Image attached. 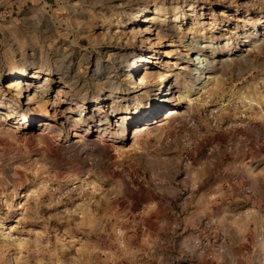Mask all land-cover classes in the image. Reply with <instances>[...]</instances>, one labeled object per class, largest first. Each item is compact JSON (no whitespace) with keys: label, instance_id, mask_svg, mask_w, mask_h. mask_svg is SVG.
<instances>
[{"label":"rangeland","instance_id":"374dc122","mask_svg":"<svg viewBox=\"0 0 264 264\" xmlns=\"http://www.w3.org/2000/svg\"><path fill=\"white\" fill-rule=\"evenodd\" d=\"M0 8V264H264V0ZM206 50L222 60L197 83ZM145 62L140 87L130 69ZM25 70L46 93L14 109ZM175 77L184 101L167 121L155 96ZM63 87L59 108L79 106L62 124L49 100Z\"/></svg>","mask_w":264,"mask_h":264},{"label":"bare ground","instance_id":"6f19581e","mask_svg":"<svg viewBox=\"0 0 264 264\" xmlns=\"http://www.w3.org/2000/svg\"><path fill=\"white\" fill-rule=\"evenodd\" d=\"M153 17H151L150 15H146L144 17V20L146 21V23L144 24V28L143 31L147 32V33H151L155 28L152 27V25L149 24V22L151 21ZM156 34L159 35L158 30L156 31ZM209 47V46H208ZM201 51V50H200ZM197 52V51H196ZM199 52V51H198ZM219 54H216V52H209V51H203V52H199L196 53V55L192 56V59H194L196 61V68L198 69L199 72V77L197 78V83H200L202 81V77L207 78L206 81H208L211 78H214V75L212 73H209L208 76H203L202 73H204V71L206 70H210L214 65L218 64L221 62V58H219ZM142 65H146L144 67V69L140 72V67L141 65H134V67L132 69H130L131 72H136L137 74H141L137 77L138 82L140 87H144L145 83H146V78L148 77V72H147V68H149L148 63L145 62V64ZM38 76V75H37ZM169 73L166 74V78H168ZM12 77L15 78L13 79V82L8 86V93H5L8 96V100H5L4 102L7 101V103L13 102L14 106L13 108L16 109L17 107L22 106V104H29L32 99L34 97H41L43 96V94H45V85H47V83L45 81L43 82H38L36 84L35 82V77H30V79H28V75H27V71H22V72H15L12 74ZM24 78V79H22ZM34 81V82H33ZM36 84V85H35ZM65 87L60 88V90H58V92L56 93L55 97L51 98L49 100V104L50 106L54 109L55 112H58L59 114H61L63 116L62 119V124L65 122H68L70 119V113L71 111H73L75 108L74 106H79L78 104L73 105L72 103H69L66 107V109H60L59 108V104L60 102L64 100H66V98L64 97V94L66 92H68L67 90H64ZM180 81L177 77L173 78L172 80L169 81V84L166 88L161 89L160 92L156 93L155 98L158 99L160 101L161 107L162 106H173V107H169L166 111H165V115L164 118L168 121L169 118H171L174 114L178 113L183 105V101H184V97L183 95H181V92H179L180 90ZM33 91V94L30 95V92ZM62 91V92H61ZM26 92V94L24 95V93ZM22 97H24L23 100ZM13 98H15V100L13 101ZM3 99H7L6 95H3ZM158 102V101H156ZM87 105L86 107H89L91 105L89 104H85ZM85 105L83 106L85 108ZM161 107L155 108L154 110H150V109H139L136 112V117L139 119V121H143V123L138 124L135 126L133 134H139L145 130H148V128L150 127V123L151 121H155V113H159L161 110ZM98 106H92L91 109H89L90 112V116L94 117L95 116V109H97ZM84 109H82V111H80V115L78 117H76L77 121H80L82 114H83ZM88 112V113H89ZM125 113L129 114V111H126ZM13 112L9 113V115H12ZM3 115H8V112H4L3 110H1L0 108V128L3 129H7L8 125H6L7 123L5 122L7 119H5V117H3ZM128 116L124 115L123 116H119L117 121L121 120V122L123 121V119L127 118ZM24 118L26 119V117L24 116ZM83 118V117H82ZM88 117L84 118L86 120V122L88 124H92L91 121L94 120H89L87 119ZM91 118V117H90ZM94 119V118H93ZM10 120V118H9ZM118 123V122H117ZM45 125L48 123H44ZM107 121L103 122L102 120H100V122L96 123V128H94L95 131L98 132V137L103 136L105 130H106V125ZM119 125V124H118ZM7 126V127H6ZM89 129H91V127L89 126ZM73 136L76 135H81L79 133L73 132L72 133ZM84 136V135H81Z\"/></svg>","mask_w":264,"mask_h":264},{"label":"crops","instance_id":"0c3cea01","mask_svg":"<svg viewBox=\"0 0 264 264\" xmlns=\"http://www.w3.org/2000/svg\"><path fill=\"white\" fill-rule=\"evenodd\" d=\"M6 7H7V6H5V11H7V10H6ZM13 7H14V6L12 5V9H13ZM10 10H11V9H10ZM1 12H2V10H1V8H0V13H1Z\"/></svg>","mask_w":264,"mask_h":264}]
</instances>
